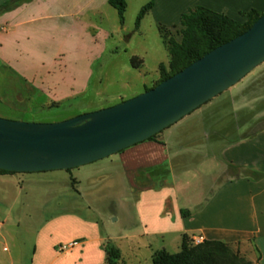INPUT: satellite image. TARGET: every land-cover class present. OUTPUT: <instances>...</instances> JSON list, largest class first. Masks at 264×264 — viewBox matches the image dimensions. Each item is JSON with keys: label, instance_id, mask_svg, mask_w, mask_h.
<instances>
[{"label": "rangeland", "instance_id": "obj_1", "mask_svg": "<svg viewBox=\"0 0 264 264\" xmlns=\"http://www.w3.org/2000/svg\"><path fill=\"white\" fill-rule=\"evenodd\" d=\"M138 10L136 0H128L124 24L120 25L116 12L108 7L103 28L111 31L113 37L107 40L103 57L92 63L87 91L75 98L57 103L51 101L48 94L35 89L32 76L20 73L14 50L12 60L0 56V118L29 123L59 122L116 105L120 103L118 95L139 92L142 84L153 86L159 79L158 65L167 66L168 54L158 29L148 22L144 21L140 32L134 34ZM170 31L175 35V29ZM131 34L129 41L124 40L125 35ZM25 62L33 65L32 68L34 64H46L45 61ZM222 129L230 141L253 136L264 129V63L236 85L159 133L173 140H178L186 131L202 134L198 140L177 149L171 175L167 178H145L135 186L130 174L120 168L116 154L67 171L2 178L0 221L4 227L0 230V244L6 242L13 253L15 251L14 258L19 250L26 264L33 261L73 264L77 248L71 252L59 249L77 236L86 241L90 252V259L84 264H106L98 244L118 248L121 254L118 264H152V255L158 250L164 249L170 254L179 252L177 234L157 236L153 233L154 206L164 193L157 190L173 184L180 191L177 195L181 199H189V196L193 199L201 191L207 196L215 190L221 183L215 180L219 167L209 158L199 162V155L184 149L219 154L223 140L215 134ZM174 151L172 149L171 153ZM186 181L189 186H182ZM71 213L84 218L88 226L79 231L67 225L51 227L37 236L47 219ZM230 249L241 259L237 264H248L238 248L230 246ZM35 250L36 258L33 256ZM51 250L56 254L50 255Z\"/></svg>", "mask_w": 264, "mask_h": 264}, {"label": "crops", "instance_id": "obj_2", "mask_svg": "<svg viewBox=\"0 0 264 264\" xmlns=\"http://www.w3.org/2000/svg\"><path fill=\"white\" fill-rule=\"evenodd\" d=\"M7 1L0 0V5ZM125 1L128 7V0ZM142 1L147 4L150 0H136L139 10L145 5ZM152 1V8L134 34L140 32L144 21L156 28L177 26L181 15L194 7L223 14L241 23L245 21L241 16L243 12L256 10L264 13V0ZM108 7V0H29L22 3L0 15V56L12 60L14 50L20 73L32 76L35 89L48 94L53 102L83 95L87 91L93 61L103 57L107 51V40L113 37L111 31L103 28L108 18ZM123 38L129 41L132 34ZM29 60L45 61L46 64H34L32 68L33 65H26L25 61ZM145 87L142 84L139 92L127 96L121 94L118 99L123 101L135 97L144 92ZM219 132L215 134L223 140L219 154L205 153L200 149L184 150L199 155V162L211 159L219 167L215 180L221 183L207 196L201 191L193 199L190 196L189 199L179 198L177 194L180 191L173 184L163 185L157 190L164 193L154 206L153 233L157 236L177 234L180 243L183 235L200 242L221 241L238 248L240 255L250 264H264V129L253 136H241L236 141L225 138L227 135L223 129ZM200 136L202 134L186 131L175 141L158 134L155 141L147 140L117 153V160L122 171L130 174L135 186L145 178L162 180L171 175L177 149ZM172 149L176 151L171 153ZM21 174L26 173L0 174V182H3L2 178ZM253 174L262 177L257 178ZM182 186H189V183L186 181ZM180 210L188 211L189 215L182 217ZM65 225L79 231L86 228L88 222L72 213L55 215L44 222V228L40 227L37 236L51 227ZM3 227L0 221L1 231ZM80 237L71 240L77 248L73 264H84L90 259L87 243ZM102 245L98 244L101 250ZM14 253L6 242L0 244V264H26L19 250H16V258ZM103 253L102 250V256ZM49 254L56 252L51 250ZM33 256H38L36 250ZM30 264L38 263L33 261Z\"/></svg>", "mask_w": 264, "mask_h": 264}, {"label": "water", "instance_id": "obj_3", "mask_svg": "<svg viewBox=\"0 0 264 264\" xmlns=\"http://www.w3.org/2000/svg\"><path fill=\"white\" fill-rule=\"evenodd\" d=\"M264 63V14L244 33L141 94L53 123L0 118V170L67 171L117 154L175 124Z\"/></svg>", "mask_w": 264, "mask_h": 264}, {"label": "trees", "instance_id": "obj_4", "mask_svg": "<svg viewBox=\"0 0 264 264\" xmlns=\"http://www.w3.org/2000/svg\"><path fill=\"white\" fill-rule=\"evenodd\" d=\"M28 1L9 0L5 2L0 5V15ZM108 5L116 11L118 22L123 25L127 7L126 1L108 0ZM152 6L153 1L150 0L141 7L134 22V31H137L141 20ZM263 14L256 10L243 12L241 16L245 18V21L241 23L223 14L202 7H194L188 13L181 15L177 26H158L159 36L168 54V64L167 66L162 63L158 65L159 79L153 86L145 87L144 91L155 87L211 50L244 33ZM172 29H175V35L170 31ZM134 60L135 57L130 62L133 63ZM133 67L137 68L136 66ZM156 136L150 137L148 141H155ZM0 174L11 175L15 173L0 170ZM253 175L257 178L262 177L259 174ZM180 215L185 217L189 215V212L180 210ZM102 250L105 253L106 264H118L121 259L118 248L110 244H103ZM239 260L241 261L231 251L228 244L221 241L204 240L195 245L187 235H183L181 238L179 252L170 254L162 249L152 255V264H237ZM248 264L250 263L248 262Z\"/></svg>", "mask_w": 264, "mask_h": 264}, {"label": "built area", "instance_id": "obj_5", "mask_svg": "<svg viewBox=\"0 0 264 264\" xmlns=\"http://www.w3.org/2000/svg\"><path fill=\"white\" fill-rule=\"evenodd\" d=\"M194 244H199L201 243L199 240H193ZM76 245L75 242H72V243H69L67 246H63V247H60V251L63 252V251H68L70 249H72L74 246Z\"/></svg>", "mask_w": 264, "mask_h": 264}]
</instances>
